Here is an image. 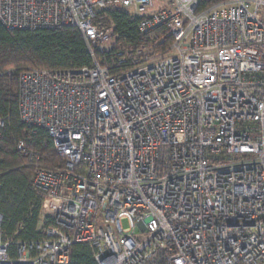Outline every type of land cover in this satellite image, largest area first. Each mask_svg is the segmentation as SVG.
Here are the masks:
<instances>
[{
    "label": "built area",
    "instance_id": "built-area-1",
    "mask_svg": "<svg viewBox=\"0 0 264 264\" xmlns=\"http://www.w3.org/2000/svg\"><path fill=\"white\" fill-rule=\"evenodd\" d=\"M111 4L160 51L96 60L114 34L95 20ZM199 6L0 0L6 28L73 26L93 60L18 75L20 121L47 132L59 167L32 177L43 239L3 242L0 229V264H68L76 243L97 264H264V0Z\"/></svg>",
    "mask_w": 264,
    "mask_h": 264
},
{
    "label": "trees",
    "instance_id": "trees-1",
    "mask_svg": "<svg viewBox=\"0 0 264 264\" xmlns=\"http://www.w3.org/2000/svg\"><path fill=\"white\" fill-rule=\"evenodd\" d=\"M214 1L200 0L199 7H208ZM95 21L113 32L116 46L134 49L141 44L138 18H131L125 9L111 4ZM169 40L166 38V44ZM116 51L115 48L103 53L95 51L94 58L111 65L119 60L115 58ZM92 63L81 32L73 26L29 31L8 29L0 22V119L5 123L0 136V229L3 242L43 239L40 220L44 193L33 186L32 177L36 167L50 170L59 167V159L47 132L38 129L33 133L20 121L18 75L27 68L56 71L90 67ZM21 140L26 149L37 156L34 162L27 163V158L17 150V142ZM9 251L14 254L13 245ZM68 264L97 263L88 244L76 243L70 249Z\"/></svg>",
    "mask_w": 264,
    "mask_h": 264
},
{
    "label": "rangeland",
    "instance_id": "rangeland-1",
    "mask_svg": "<svg viewBox=\"0 0 264 264\" xmlns=\"http://www.w3.org/2000/svg\"><path fill=\"white\" fill-rule=\"evenodd\" d=\"M115 40L116 38L114 36L111 37L108 40V42L105 44L104 49L111 51L115 48V50H117L114 53L116 55L115 57L120 58V59H125V60H130L131 58H133L135 56V50L140 49L142 46H146V45L150 46V44H152L154 52H157V53L158 51H160V48H161V46H158L157 40L154 37L148 38L146 41H141V44L134 49L120 48V46H116ZM142 49L144 50V48ZM144 52H149V51L144 50ZM121 226L123 229H126L128 227V223L125 219L121 221Z\"/></svg>",
    "mask_w": 264,
    "mask_h": 264
}]
</instances>
